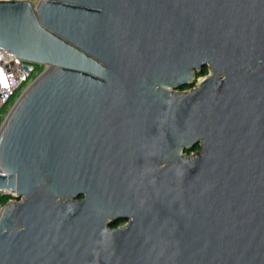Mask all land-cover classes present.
<instances>
[{
    "label": "water",
    "instance_id": "water-1",
    "mask_svg": "<svg viewBox=\"0 0 264 264\" xmlns=\"http://www.w3.org/2000/svg\"><path fill=\"white\" fill-rule=\"evenodd\" d=\"M0 49L46 66L0 123V264H264V0H1Z\"/></svg>",
    "mask_w": 264,
    "mask_h": 264
},
{
    "label": "flooded vegetation",
    "instance_id": "flooded-vegetation-1",
    "mask_svg": "<svg viewBox=\"0 0 264 264\" xmlns=\"http://www.w3.org/2000/svg\"><path fill=\"white\" fill-rule=\"evenodd\" d=\"M209 73L208 63L200 68V74L195 78L191 86H184L176 89V91H187L193 88L196 84V79L207 75ZM130 114H125L124 124L121 130V135L116 141L108 148V155L113 158L124 160L130 171L137 172L136 174L142 175L145 171H149L155 168V139L150 135V129L146 130L143 127L141 120H134L130 118ZM200 150L199 146L194 147L191 150L182 148L180 155H193ZM163 157V158H162ZM160 157L161 161L159 167H165L167 164L172 163L173 155L165 154ZM85 194H79L75 200H82ZM102 223L106 222V227L109 229H116L124 227L134 217L130 213L117 214L114 217L104 216L103 211L100 209L99 214L96 216Z\"/></svg>",
    "mask_w": 264,
    "mask_h": 264
},
{
    "label": "built area",
    "instance_id": "built-area-1",
    "mask_svg": "<svg viewBox=\"0 0 264 264\" xmlns=\"http://www.w3.org/2000/svg\"><path fill=\"white\" fill-rule=\"evenodd\" d=\"M28 1H30L32 4L36 3V0H28ZM40 65H42L41 70H39L36 74L33 75L35 67H34V64L32 62L23 60L12 52H8V51L0 49V108L5 106L11 100L14 93L23 84L27 83L23 87L20 94L39 75H41V73L46 69V66L43 64H40ZM29 79H30V81H29ZM14 101H13V103H14ZM13 103H11V104H13ZM0 193L10 195L11 198L9 200H13L15 198L13 192L0 191ZM2 206H3V204H0V211H1Z\"/></svg>",
    "mask_w": 264,
    "mask_h": 264
},
{
    "label": "rangeland",
    "instance_id": "rangeland-1",
    "mask_svg": "<svg viewBox=\"0 0 264 264\" xmlns=\"http://www.w3.org/2000/svg\"><path fill=\"white\" fill-rule=\"evenodd\" d=\"M33 63V62H32ZM35 70L33 72V75L36 74L39 70H41L42 65L37 64V63H33ZM30 81V79H29ZM28 81V82H29ZM27 83L23 84L12 96L11 100L2 108H0V115L4 118L5 114L7 113V111L9 110V108L11 107V103H13V101L17 98V96L20 94V92L22 91L23 87L26 85Z\"/></svg>",
    "mask_w": 264,
    "mask_h": 264
},
{
    "label": "trees",
    "instance_id": "trees-1",
    "mask_svg": "<svg viewBox=\"0 0 264 264\" xmlns=\"http://www.w3.org/2000/svg\"><path fill=\"white\" fill-rule=\"evenodd\" d=\"M3 117L0 115V123ZM11 198L10 195L0 193V204H5Z\"/></svg>",
    "mask_w": 264,
    "mask_h": 264
}]
</instances>
